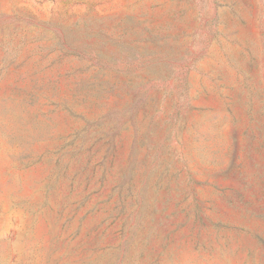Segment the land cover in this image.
<instances>
[{
    "label": "rangeland",
    "instance_id": "rangeland-1",
    "mask_svg": "<svg viewBox=\"0 0 264 264\" xmlns=\"http://www.w3.org/2000/svg\"><path fill=\"white\" fill-rule=\"evenodd\" d=\"M0 264H264V0H0Z\"/></svg>",
    "mask_w": 264,
    "mask_h": 264
}]
</instances>
